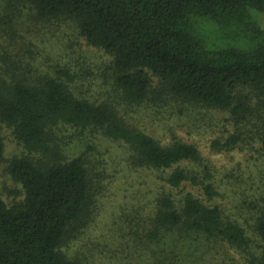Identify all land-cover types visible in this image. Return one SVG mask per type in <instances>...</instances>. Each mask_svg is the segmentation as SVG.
<instances>
[{
  "label": "trees",
  "instance_id": "16d2710c",
  "mask_svg": "<svg viewBox=\"0 0 264 264\" xmlns=\"http://www.w3.org/2000/svg\"><path fill=\"white\" fill-rule=\"evenodd\" d=\"M0 9L4 35L15 37L14 18L31 10L42 23H72L109 58L93 95L70 67L34 72L31 63L1 54L0 160L1 125L25 154L8 165L24 199H0V264H76L66 247L93 218L101 174L90 160L95 146L68 156L56 142L60 128L121 144L128 168L145 175L154 213L135 233L140 242L201 238L235 249L247 264H264V169L253 195L232 186L228 196V182L195 144L173 132L162 143L131 115L188 106L222 112L232 132L213 147L264 159V0H0ZM240 203L253 208L247 227L235 211ZM152 258L172 261L165 252Z\"/></svg>",
  "mask_w": 264,
  "mask_h": 264
},
{
  "label": "rangeland",
  "instance_id": "374dc122",
  "mask_svg": "<svg viewBox=\"0 0 264 264\" xmlns=\"http://www.w3.org/2000/svg\"><path fill=\"white\" fill-rule=\"evenodd\" d=\"M261 19L264 21V17ZM13 21L17 30L15 37L4 35L0 30V56L7 52L24 66L31 63L34 72L52 71L60 64L70 67L77 77V85L95 94L109 58L104 52L90 47L72 23H42L35 20L31 10H24ZM107 87L104 86L105 95L102 97H106ZM131 115L134 123L158 137L162 143H167L173 132L182 141L195 144L215 168L216 176L228 182L230 190L224 191L228 196L232 186L239 190L248 187L246 194L249 196L255 193L259 185V170L264 169V159L249 149L225 151L212 145L213 141L221 140L232 132L226 114L188 106L183 110L143 109ZM1 132L5 147L0 160V199L12 205L21 202L24 193L21 185L9 175L8 165L13 158L25 154V150L15 140L10 127L1 125ZM56 142L60 148L64 146L68 156L78 154L83 145L85 149L94 145L95 149L90 150V160L96 164L95 171L101 174L94 178V186L100 188H96L93 218L68 241L66 247V253L75 259L76 264H151L154 262L152 256L161 252L172 258L166 264H247L235 249L226 245L216 246L201 238L183 243L172 238L151 244L140 242L135 233L148 226L146 218L154 213V198L145 175L130 170L126 165L123 146L97 138L92 133L83 135L65 129L61 132V128L57 131ZM103 160L106 165L104 162L101 164ZM232 174L235 177L231 179ZM228 200L226 197L223 202L231 207ZM251 207L240 203L235 210L246 227V223H252ZM253 240L254 249L258 244L255 237Z\"/></svg>",
  "mask_w": 264,
  "mask_h": 264
}]
</instances>
